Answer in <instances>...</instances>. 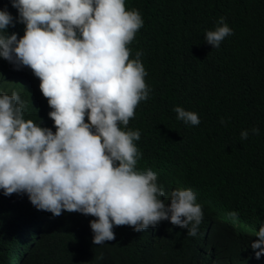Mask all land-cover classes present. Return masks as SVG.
I'll return each instance as SVG.
<instances>
[{"label": "trees", "instance_id": "1", "mask_svg": "<svg viewBox=\"0 0 264 264\" xmlns=\"http://www.w3.org/2000/svg\"><path fill=\"white\" fill-rule=\"evenodd\" d=\"M125 2L144 21L129 47L132 58L143 52L152 89L127 126L141 132L138 170H156L167 189L189 177L219 190L222 208L236 211L243 223H264V0ZM4 8L17 17L10 0H0ZM220 17L233 34L217 49L205 34ZM24 28L16 23L6 32L19 38ZM13 91L28 101L26 119L55 132L39 79L0 58V92ZM176 106L197 113L200 124L178 120ZM253 127L260 134L249 131L242 140L241 131ZM93 219L75 212L56 217L37 210L26 194L0 190V264H232L246 244L236 232L200 242L164 220L141 232L114 227L115 240L95 245ZM101 253L104 259L97 260Z\"/></svg>", "mask_w": 264, "mask_h": 264}, {"label": "clouds", "instance_id": "2", "mask_svg": "<svg viewBox=\"0 0 264 264\" xmlns=\"http://www.w3.org/2000/svg\"><path fill=\"white\" fill-rule=\"evenodd\" d=\"M0 9V58L39 79L55 132L25 118L28 101L0 92V190L26 194L39 211L92 216V243L115 240L114 227L152 230L164 220L205 242L232 232L246 244L232 264H264V223H243L222 208L220 193L189 177L164 188L160 173L138 170L140 130L127 128L152 89L142 51L129 47L144 21L125 0H10ZM24 24L18 38L6 29ZM205 34L219 48L233 34L224 17ZM177 119L198 126L197 113L176 106ZM221 123H225L221 120ZM253 127L240 133L247 139ZM246 228V229H242ZM103 260L101 253L96 257ZM202 264H218L203 261Z\"/></svg>", "mask_w": 264, "mask_h": 264}]
</instances>
